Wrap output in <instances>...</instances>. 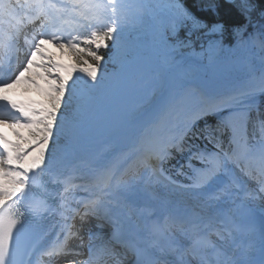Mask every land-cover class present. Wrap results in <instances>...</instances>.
<instances>
[{
  "label": "snow or ice",
  "instance_id": "obj_1",
  "mask_svg": "<svg viewBox=\"0 0 264 264\" xmlns=\"http://www.w3.org/2000/svg\"><path fill=\"white\" fill-rule=\"evenodd\" d=\"M229 3L243 22L205 23L184 0H153L151 5L146 0H76L73 5L59 0H0V74L4 77L0 79V106L9 113L0 115V129L11 128L15 137L10 139L0 130V264H37L32 257L38 251L49 258V264L55 257L80 256L82 252L69 248L67 242L79 238L83 248L84 237L74 221L79 218L82 227L90 217L96 219L97 228L110 225L115 229L113 237L124 250L118 252L112 241L97 243L98 234L90 232L86 258L69 264H109L110 260L114 264L125 260L128 264H257L234 244L247 226L223 206L231 202L250 207L257 199L264 201V120L259 139L249 131L247 112L229 113L217 127L205 124L198 129L196 123L227 106L230 98H209L195 89H169L157 98L145 95L129 114L135 142L124 156L127 171L117 172L113 165L98 162L84 175L71 159L63 167L56 164L61 138L69 142L65 150L70 157L92 107L110 87L101 50L118 52L128 28L144 26L142 13H148L156 34L163 30L181 48H191L203 37L207 51L214 53L230 31L242 44L251 48L258 43L264 49V23L259 25V35L252 23L257 13L264 21V0ZM198 6L219 15L216 0H198ZM132 10L135 24L129 21ZM49 44L68 53L71 60L58 59ZM34 68L43 70L38 75L46 84V103L8 94L25 80L39 87ZM256 88L241 89L239 94L251 100ZM258 88L264 92V69ZM225 132L227 150L219 138ZM201 138L216 150L188 142ZM185 151L177 174L186 176L189 183L177 185L171 176L165 178L201 198L208 211L171 216L173 231L151 230L162 237L160 243L150 247L127 244L121 236L131 219L137 177L165 175V164L174 153ZM76 189L89 195L76 197ZM53 222L57 242L46 244V224ZM258 264H264V244Z\"/></svg>",
  "mask_w": 264,
  "mask_h": 264
},
{
  "label": "rangeland",
  "instance_id": "obj_2",
  "mask_svg": "<svg viewBox=\"0 0 264 264\" xmlns=\"http://www.w3.org/2000/svg\"><path fill=\"white\" fill-rule=\"evenodd\" d=\"M146 2L151 5L153 0H146ZM74 3H76V0H72L70 5H73ZM142 15L145 20L144 26H130L125 32L119 51H115V55L114 53L112 54L111 62L116 67L110 73H105L110 87L101 94L95 105L92 107L88 123H90L91 120H96L95 118L99 120V116L106 118H111V116H113L115 118H120V123L126 125L129 121V114L136 109L145 95L150 94L153 98H157L162 92H166L170 89L171 79L169 74L159 65L155 64L151 58L149 52V37L151 32L150 22L146 21V18L144 17L145 13H142ZM128 16L130 24H135V11H129ZM152 30H154V28ZM47 47L58 59L65 62L71 60L70 55L68 53L62 54L59 48L54 47L51 44ZM123 47L130 52H124L121 50ZM153 47L158 58L165 62V66L170 67L174 71L173 80H175V82L181 87L183 82L189 80L192 81L199 75L208 76L213 80L227 78L239 79L244 76H249L251 70L256 66H260L264 61L263 57V60L257 62L256 65L243 64L237 67L235 66L233 68L234 70H229L228 64L227 71L225 70L223 72L220 66L223 64V61L229 59V53L224 52L225 46L222 47L221 44L216 48L214 53H209L206 45H203V47L201 45L199 48L194 45L191 48H181L175 39L169 38V35L164 33L163 30H161L160 34L155 33L153 36ZM209 65H211V67L206 69ZM220 70L221 73L215 78V73H219ZM42 71V69H33V75H35L39 87L25 80L10 89L9 93L15 94L17 99L23 101H34L36 96L47 100L44 91L46 88L45 81L40 79V76L38 75L39 73H42ZM261 71L262 70L253 75L249 80L234 82L225 89H220L216 92H209L213 94L231 93L232 97L230 99V104L238 98V101L230 106L235 108L233 112H244V110L247 109V106H249L250 100L248 97L240 95V90L251 86H257L255 93L260 91L258 83ZM186 90L190 89L187 88ZM0 110L3 111V113H0L1 115L4 116V113L7 114L3 108ZM215 111L220 113V109H216ZM233 112H226L223 113V115L226 117L229 113ZM101 119L105 118L101 117ZM63 138L65 137H62L61 139L63 140ZM137 179L141 182L146 181V178H143L144 181H142L140 177H137Z\"/></svg>",
  "mask_w": 264,
  "mask_h": 264
},
{
  "label": "bare ground",
  "instance_id": "obj_3",
  "mask_svg": "<svg viewBox=\"0 0 264 264\" xmlns=\"http://www.w3.org/2000/svg\"><path fill=\"white\" fill-rule=\"evenodd\" d=\"M165 68L168 70L167 73L173 76V71L168 67ZM170 87L179 89V85L173 78L170 81ZM227 95L228 94L219 97L228 98ZM1 108L2 106H0V109ZM0 113H3V111L0 110ZM8 114V112L7 114L4 113V116L6 117ZM95 119L94 121L91 120L90 123H88L89 121L87 122L80 139L71 150L70 157L65 150L69 142L66 137L63 138V140L61 139L60 146L57 149V165L67 164L68 160L71 159L79 169H86L89 171H91L92 167L98 162L117 166L119 171L127 168V161L124 159V156L131 150L135 142L134 123L128 118L129 121L126 125L124 123L121 124L119 121L120 118H115L113 116H111V118L107 117L101 119L100 117L99 120H97V118ZM107 125L110 126L107 127ZM0 130L6 132L10 139H15L11 128L5 127ZM140 186L147 187L155 193L152 199L155 208H144L140 200L131 196L132 207L129 210V215L131 217L130 220L133 221L135 233V237L131 242L132 245L150 247L152 243H159L146 225L148 222L147 220L150 219L154 212H161L166 217V220L171 223L170 217L173 215L180 216L191 214L192 212L208 211V209L204 207L201 198L192 195L190 192L180 190L177 185L169 183L164 175L157 174L146 177L145 182H141L137 179L136 191L142 190L146 192ZM234 206L235 204L229 202L223 207L226 210L227 207ZM250 207L264 215V201L257 199ZM56 234L57 230L53 222L47 236L44 237V243H49ZM37 255H39V251L33 255L32 259L34 261H36ZM112 262L113 261L110 260L109 264H112Z\"/></svg>",
  "mask_w": 264,
  "mask_h": 264
},
{
  "label": "trees",
  "instance_id": "obj_4",
  "mask_svg": "<svg viewBox=\"0 0 264 264\" xmlns=\"http://www.w3.org/2000/svg\"><path fill=\"white\" fill-rule=\"evenodd\" d=\"M216 2L218 4L219 15H215L210 12L201 11L200 7L198 6V0H185V3L192 11H194L201 18H204L208 21H214L216 18H218L219 20H224L228 24H231L235 21L243 22L242 17L238 16V14L236 13V10L232 7L230 3L226 2L225 0H216ZM253 18L255 19L259 18V14L258 13L255 14ZM110 52H111V49L101 50V53L105 55L106 58H108ZM253 114L257 115L258 117L264 118V97H262V102H261L259 111H254ZM190 141L191 143H194V142L196 143L198 140L191 139ZM202 144H203L202 142H198L195 145L202 147Z\"/></svg>",
  "mask_w": 264,
  "mask_h": 264
}]
</instances>
